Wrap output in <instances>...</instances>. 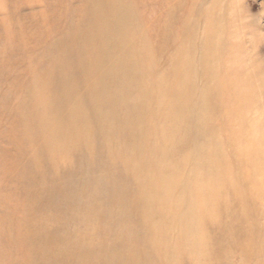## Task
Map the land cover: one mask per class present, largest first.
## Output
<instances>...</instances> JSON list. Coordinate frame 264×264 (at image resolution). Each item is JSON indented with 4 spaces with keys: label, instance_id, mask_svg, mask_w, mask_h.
Masks as SVG:
<instances>
[{
    "label": "rangeland",
    "instance_id": "rangeland-1",
    "mask_svg": "<svg viewBox=\"0 0 264 264\" xmlns=\"http://www.w3.org/2000/svg\"><path fill=\"white\" fill-rule=\"evenodd\" d=\"M123 26L136 35L130 49L112 33ZM95 69L117 98L96 100L103 111L87 133L70 129V105L86 106L52 83L65 73L88 81ZM77 138L82 157L67 144ZM48 149L79 189L91 178L79 165L117 162L123 220L111 202L105 232L86 229L80 211L69 220L82 196L47 206L36 170ZM212 196L227 214L197 210ZM56 218L96 242L127 219L135 254L122 264H264V0H0V264H58L30 232ZM100 244L77 264H117Z\"/></svg>",
    "mask_w": 264,
    "mask_h": 264
},
{
    "label": "bare ground",
    "instance_id": "bare-ground-1",
    "mask_svg": "<svg viewBox=\"0 0 264 264\" xmlns=\"http://www.w3.org/2000/svg\"><path fill=\"white\" fill-rule=\"evenodd\" d=\"M99 2L102 3V0H99ZM104 2V0H103ZM119 32L118 36L116 37V40H123L127 47L130 49V42L134 41L136 39V35L133 32V30L127 26H123L122 28H119V30H114L112 33ZM116 44L110 43L102 44V49L110 48V50L113 48V46ZM117 46V45H116ZM202 48L205 52H208L206 50V46L204 43L200 44L199 46ZM196 49V46H191L189 52H194ZM82 66H78L76 68H70L72 70H75L78 72V70ZM69 68V66L67 67ZM83 69L79 70L80 75L83 74ZM88 72H92V68L88 70ZM101 74L104 75V73L99 70L95 69L93 70L92 76L90 80H79V76L74 75L73 73H67L63 75H59L56 80L53 81L52 86L59 87L62 89V92H60L61 98H65L67 101H69V98L66 96V90L71 89L74 90V88L77 90L79 100L77 101L79 104L85 105V109H76L72 108L74 103H72L69 107V110L66 111V122L67 125H70L69 128L73 129L77 123H82L83 125H86V131L84 133L88 132V125L91 121H94L98 117H90V114L93 111H97L98 116L101 117L102 109L100 105H96V100L99 98H106L109 100H112L113 98H117V95L115 93H112L111 88L109 87L108 83H105V80L98 81L97 77ZM101 85V86H98ZM98 86V87H97ZM87 89V90H86ZM85 90V91H84ZM92 93H89L87 91H92ZM88 94H91L87 96ZM130 96L134 97L137 95L136 92H130ZM53 97V99L58 98ZM58 101V100H57ZM93 105V108H89V106ZM96 105V106H95ZM197 105L203 106V102L200 100L197 102ZM199 108V107H198ZM101 112V113H100ZM193 116H195L197 112L195 110H191ZM64 117L62 118V120ZM154 136V134H153ZM77 143L74 140L67 141V144H71L73 147L71 150H77L79 153V156L82 157L86 153L84 152V146L80 145L81 139L77 138ZM48 145L46 144V147ZM49 155L46 157L44 154L43 157V164L37 171V178L44 181V184L38 188V195L42 196L44 198V201H47V206H55L57 207L58 204H60L63 201H72L73 199H79L81 196V200L79 202V206L71 208V210L68 213L69 220L73 219L76 213L79 211L82 213V215H85L87 218V223L85 225L86 229L94 228L97 224L103 225V231L108 230L110 225L103 221L102 218V212L103 215L106 213V209L103 208V211L101 210L102 206H108L110 205V202H115L118 197V191L120 189V183L118 181V174L116 171V166L118 163L116 162L113 164L112 162L108 160H95L91 161L88 165H85L84 167L80 166V169H86L88 167V170L91 173V178L88 179V181L85 183V189L78 193L76 196V192L79 190L78 187L73 186L72 182L67 183V174H66V168H69L68 163L65 165L60 164L56 161H48V158L52 155V149H48ZM97 151H100L97 149ZM207 166L208 162L205 163ZM100 170H104V172L100 173ZM72 171V170H70ZM211 172L208 173L210 176ZM208 176V178H209ZM39 180V181H40ZM116 188L115 192H106V190H114ZM68 194L72 195V198L69 197ZM103 194V198L102 197ZM217 196V194H216ZM216 196L207 197V200L205 203H203L201 206L198 207L199 212H205V210L210 208V210L213 209V206H217L216 204ZM227 198V197H226ZM98 202V203H97ZM106 202V204H104ZM81 204V205H80ZM96 204H99V207ZM224 208L221 212H218L219 209H213V212L211 215L214 217L217 213H220L221 216H224L223 214H227L230 210L229 207H231L228 204H224ZM81 206V207H80ZM113 208H115V211H117V214L120 215L121 219L123 220L124 217V203H112ZM234 211H238L237 207L233 206ZM127 210H125L126 213ZM65 216V214H64ZM53 218V217H52ZM240 218V217H239ZM74 220V219H73ZM240 220V219H239ZM127 219L124 221H118L115 223V231L113 232V235L111 236V239L109 241H103L105 239L99 238L96 242L93 238V233L90 232L89 235H87L85 238H79L78 239V233L74 236H71V234L67 231L66 222L63 218V220H58L56 218V223L53 222L52 228L48 231L45 230V228L40 231L38 227H35L33 225L32 228H30V232L32 234L33 240H35L38 243V247L41 244H46L47 249L51 251V247H53L55 250H57V255H53V260L58 264H77L81 262V254L85 252V254H90L91 250L95 248L97 245L100 244L99 248L105 249L108 251V253L111 255L110 258L118 259L117 264H122L123 262H132L134 254H135V248H134V240L131 237V233H128V226L125 224ZM76 222V221H74ZM73 222V223H74ZM104 222V223H103ZM234 223V226L232 225L234 229L237 227V225ZM49 226V225H48ZM47 231V232H46ZM74 232V231H73ZM88 232V231H87ZM94 232V231H92ZM42 233V238L46 237V241L40 240V234ZM213 234H216V232H213ZM71 236V237H69ZM39 237V238H38ZM103 241V242H101ZM96 242V243H93ZM226 242V239L223 238L222 245ZM35 249V248H34ZM67 253V254H65ZM32 258H35L34 252L31 254ZM51 259V255L49 256V260ZM114 259V260H115ZM112 260V259H110ZM137 261V260H136ZM135 261V262H136ZM134 262V261H133ZM134 262V263H135ZM145 264H157L156 261H154V258L150 256H146L145 258Z\"/></svg>",
    "mask_w": 264,
    "mask_h": 264
}]
</instances>
